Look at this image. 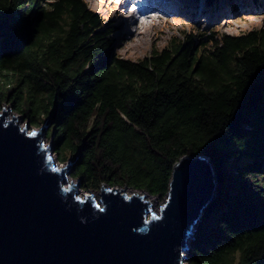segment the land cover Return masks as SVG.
Here are the masks:
<instances>
[{
    "label": "trees",
    "instance_id": "obj_1",
    "mask_svg": "<svg viewBox=\"0 0 264 264\" xmlns=\"http://www.w3.org/2000/svg\"><path fill=\"white\" fill-rule=\"evenodd\" d=\"M220 1L204 0L203 13ZM112 21L86 0H0V107L52 122L55 153L86 191L163 198L181 156H208L217 190L188 262L264 264V27L188 34L135 61L115 54Z\"/></svg>",
    "mask_w": 264,
    "mask_h": 264
},
{
    "label": "water",
    "instance_id": "obj_2",
    "mask_svg": "<svg viewBox=\"0 0 264 264\" xmlns=\"http://www.w3.org/2000/svg\"><path fill=\"white\" fill-rule=\"evenodd\" d=\"M2 108L0 264H190V240L217 190L208 156L174 163L158 211L126 186L81 195L80 179L65 180L72 161L53 155V133L45 143L52 122L21 126Z\"/></svg>",
    "mask_w": 264,
    "mask_h": 264
},
{
    "label": "rangeland",
    "instance_id": "obj_3",
    "mask_svg": "<svg viewBox=\"0 0 264 264\" xmlns=\"http://www.w3.org/2000/svg\"><path fill=\"white\" fill-rule=\"evenodd\" d=\"M88 5L93 10H96L105 18L110 17L116 22L119 27L118 30L111 33L112 43L111 47L115 54L118 53L124 58L132 60H139L152 52V49L162 48L170 39L184 38L185 35H193L190 39L199 37L201 34L215 31L220 34H240L258 27H264V8L254 12H239L238 15L231 16L228 10L230 0H221V7L219 10L203 13H195L193 9L187 8L185 5L190 0H177L175 3H168L170 7H158V1L163 0H86ZM264 4V0H261ZM172 5V6H171ZM197 5L200 9L201 3ZM264 7V6H263ZM197 9H195L196 11ZM191 11L192 14L187 12ZM112 21V22H113ZM210 46V45H209ZM10 106L9 104H3ZM11 107V106H10ZM3 108L0 107V112ZM17 115L19 124L28 127H39L32 125L25 117L12 110L8 113ZM50 140L49 131L45 136V143L48 144ZM54 150V142H52ZM55 158L58 159L55 150L53 152ZM68 161V160H67ZM61 162L65 165L66 162ZM68 178L76 181L70 171ZM67 181V179L65 178ZM128 193L145 192L148 198L152 199L153 207L156 211L159 209V203L162 204L166 195L161 198L151 195L145 190L134 189L125 185ZM123 188L124 186H116ZM93 192L95 197H99L100 187L92 190H84L80 185L78 192L83 195L86 192Z\"/></svg>",
    "mask_w": 264,
    "mask_h": 264
},
{
    "label": "bare ground",
    "instance_id": "obj_4",
    "mask_svg": "<svg viewBox=\"0 0 264 264\" xmlns=\"http://www.w3.org/2000/svg\"><path fill=\"white\" fill-rule=\"evenodd\" d=\"M176 1H177V0H163V1H158V7H159V6H161V7H170V5H168V3H171V4H172V2L175 3ZM178 1L180 2V0H178ZM171 6H172V5H171ZM202 10H203V9H202ZM202 10H201V11H202ZM197 12L199 13V10H198V11H197V10L195 11V13H197ZM191 14H192V13H191ZM66 179H67V181H70V180H71V179L68 178V176H67ZM147 197H148V196L145 195V198H146V199H147ZM148 199H150V198H148Z\"/></svg>",
    "mask_w": 264,
    "mask_h": 264
},
{
    "label": "snow or ice",
    "instance_id": "obj_5",
    "mask_svg": "<svg viewBox=\"0 0 264 264\" xmlns=\"http://www.w3.org/2000/svg\"><path fill=\"white\" fill-rule=\"evenodd\" d=\"M35 132L29 133V135H35ZM50 159V158H49ZM158 219V217H156Z\"/></svg>",
    "mask_w": 264,
    "mask_h": 264
}]
</instances>
